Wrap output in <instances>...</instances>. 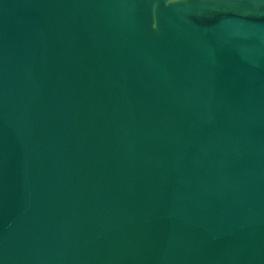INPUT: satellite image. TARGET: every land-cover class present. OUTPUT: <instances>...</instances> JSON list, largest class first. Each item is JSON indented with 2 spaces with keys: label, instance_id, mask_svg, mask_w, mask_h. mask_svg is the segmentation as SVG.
<instances>
[{
  "label": "water",
  "instance_id": "1",
  "mask_svg": "<svg viewBox=\"0 0 264 264\" xmlns=\"http://www.w3.org/2000/svg\"><path fill=\"white\" fill-rule=\"evenodd\" d=\"M0 264H264V0H0Z\"/></svg>",
  "mask_w": 264,
  "mask_h": 264
}]
</instances>
